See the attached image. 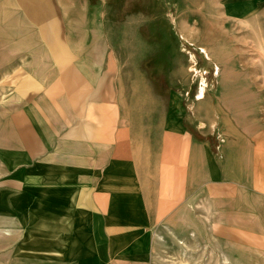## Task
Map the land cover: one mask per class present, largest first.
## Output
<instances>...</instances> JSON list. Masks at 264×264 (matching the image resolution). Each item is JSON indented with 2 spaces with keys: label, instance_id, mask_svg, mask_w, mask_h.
Here are the masks:
<instances>
[{
  "label": "rangeland",
  "instance_id": "374dc122",
  "mask_svg": "<svg viewBox=\"0 0 264 264\" xmlns=\"http://www.w3.org/2000/svg\"><path fill=\"white\" fill-rule=\"evenodd\" d=\"M49 1L55 14L37 25L19 7L0 0V219L17 217L20 226L14 235L0 227V264H41L39 259L51 257L57 247L75 249L79 258L83 246L91 255L97 236L109 249L119 236L120 212L151 242L143 264H264L263 187L250 192L246 182L234 181L219 185L226 189L223 196L192 192L155 222L153 211L143 212L147 195L156 199L159 193L147 192L154 190L152 182L127 181L128 189L142 192L124 197L109 193L124 183L103 175L119 160L118 150L108 139L110 148L101 153L105 125L86 115L88 94H67L61 79L72 62L98 63L101 68L92 69V96L112 63L116 107L122 114L137 109L129 123L146 132L137 144L144 154L140 160L153 162L143 164L145 169L152 172L163 161L167 141L161 137L168 127L203 136L210 170L221 176L226 159L217 154L219 147L243 137L238 112L264 134V24L238 16L231 0ZM7 12L12 15L5 19ZM53 21L62 47L52 60L43 56L40 40L48 49L49 42L40 39L39 30L49 32ZM249 92L261 99H237ZM173 97L178 107L171 113ZM11 130L23 148L8 147ZM255 174L263 183V173ZM188 202L192 223L184 226L189 219L177 213ZM56 217L74 223L63 228V246L47 243L44 226Z\"/></svg>",
  "mask_w": 264,
  "mask_h": 264
},
{
  "label": "crops",
  "instance_id": "0c3cea01",
  "mask_svg": "<svg viewBox=\"0 0 264 264\" xmlns=\"http://www.w3.org/2000/svg\"><path fill=\"white\" fill-rule=\"evenodd\" d=\"M229 3L237 8L236 11L239 14L238 16L241 15L242 18H246L249 22H262L264 24V0H231ZM82 63L84 64L75 61L65 66L68 71L62 75L61 79L65 83L67 94H71V96L78 98L84 97L83 95L85 93L88 94V103L86 104L88 113L86 115L92 118L99 117L100 123L105 125L103 126L104 135L101 138L104 144L100 142L98 146L100 151L102 149L101 153H106V151L109 150L108 139H110L112 146H114L115 152L118 150L117 155L120 157L119 160L112 162L111 166L105 170L103 175L105 180H114L124 183H122V186L119 188L109 190V193L124 197L127 196L128 192H142L139 187L128 189L126 185L127 181L138 182L146 180L147 182H152L154 190L147 192L159 193L156 199H153L150 194L147 195L146 207H143V212L149 210L153 211V220L157 222L158 219L161 220L167 212H170L173 206L176 207L175 204L191 196L192 192H205L206 196L209 194L210 196H223L224 194L222 192L226 190L224 187H228L229 183L234 181L246 182L247 187L251 190L250 192H261L258 190H261L262 187L264 192V181L262 183L260 179H257V174H255L258 172L264 175V168L262 167L264 164V134L260 135L256 132L257 123H251L252 120L250 119H248V121L245 120L244 114L241 115L240 112H238L237 126L240 127L243 133L242 139L227 142L225 145L219 147L218 152L216 150L218 155L226 159L223 169L221 170V176L218 174L216 175L210 170L209 146L207 142H205L206 139L203 138V136L195 135L194 137L188 131L184 132L175 128L169 129L167 127L164 130L166 133L165 136H163V138L161 137V142H163L164 139L167 141V144L165 142L163 143L162 148L164 152L160 154L163 161L151 172L150 169H145L143 164L152 165L153 162H150L151 160L146 162L140 160L144 154L141 147L137 146L139 142L144 141V133L146 132L141 130L139 125L129 123L130 117L134 118L137 116V109H131L129 114H122L123 111L118 110L116 107L115 101L119 99L115 96L111 83L109 82L114 65L112 63L108 64L105 69L106 71L101 73L95 89V94L93 93L91 96L90 90L93 85L92 69L96 67L99 70L101 66L98 63H96L95 66L93 61H85ZM84 69H88L89 71L85 72ZM154 95L156 96L155 99L160 101L162 95L159 93H155L153 96ZM237 99H239V101H255L261 98L259 94L249 92L246 95L238 94ZM161 100L164 101L165 99L161 98ZM170 101L171 113H174L178 107L177 99L173 97ZM96 102L98 105H94ZM237 107L242 108L243 106L242 104H238ZM241 117L244 119H241ZM122 122L129 124L122 125ZM12 132L11 130L10 133H7L8 136L6 140L8 147L23 148V143L21 144L20 141L19 143L15 142ZM90 133L91 131L88 130V144L89 147L93 148L94 146L90 140ZM245 136L247 137L245 138ZM246 149H248L247 152L249 151V156L245 153ZM147 155H149V158L153 157V153L148 152ZM247 158H249V160H247ZM260 158L263 159V161H261ZM108 161L109 160H107V162ZM259 177L264 179V176ZM155 182H157V184ZM223 184L224 187L221 188L219 185L223 186ZM256 185L259 186V189L256 188ZM193 189L195 190L193 191ZM228 191L229 193L232 192V195L236 192L234 188ZM83 203H86V200L83 199ZM89 203L91 202L88 200V204ZM126 207L127 204L125 205V208ZM190 207H192V204L188 202L187 205L179 209L177 213V216L183 215L186 219H189L184 226H188L192 223L193 211ZM120 213L118 227L119 236L112 239L109 249L104 246L107 244L105 238L97 236L93 242L95 245V252L93 250L91 255L88 254L90 250H88V248H83V246L81 254H78L79 258L75 256V249L70 248L68 253V250L65 249V252H63V250L61 251L57 247L55 253L50 254L51 257L46 255L45 259L43 257L39 259L41 264H143V262L147 260V249L148 246L151 245V242L147 238L139 237V230L140 228L142 229L139 224L136 223L134 225L133 223H127L126 220L124 221V217H126L124 216V212ZM70 225L71 228L74 227L73 222L64 224L59 217H56L55 220L50 218L44 226L48 232L47 238L51 239V241H47V243H55L56 245L61 244L63 246V241L67 240L65 239L67 237L63 236V228L69 230L71 229L69 227ZM0 227L5 228V234L14 235L19 231V220L17 217L5 218L4 221L0 219ZM71 242L74 243L73 238ZM83 243L85 246V242ZM78 244H80V242ZM115 245L118 246V248H116ZM117 249L119 250L118 252H116Z\"/></svg>",
  "mask_w": 264,
  "mask_h": 264
},
{
  "label": "bare ground",
  "instance_id": "6f19581e",
  "mask_svg": "<svg viewBox=\"0 0 264 264\" xmlns=\"http://www.w3.org/2000/svg\"><path fill=\"white\" fill-rule=\"evenodd\" d=\"M6 3L9 4V6H14V8L19 7V11L23 12V13H25V15L29 16L30 20H33L37 25L42 20H44L45 18H48V17L55 14V10L53 11L49 0H18V1L17 0H6ZM43 7H44V9H43ZM55 9H56V7H55ZM32 11H34L35 13H31ZM7 13H8V15L6 16L5 19H7L10 15H12L10 12H7ZM52 23L53 24H51L49 32L45 31L46 29L45 30H42V29L39 30L41 32L40 33V35H41L40 39L44 38L45 40H47L49 42V49H48V47L43 43L45 41L40 40V43H42L43 56L46 59L48 58V56L50 57V59H52L51 56H55V58L58 59V52L60 51V49L62 47L61 42H59V25H58L57 21H53ZM186 28H188V27H186ZM47 41H46V43H47ZM63 47H64V45H63ZM98 50H99V48H95V51L97 52V54L99 56L100 54H99ZM44 53H46V55Z\"/></svg>",
  "mask_w": 264,
  "mask_h": 264
}]
</instances>
